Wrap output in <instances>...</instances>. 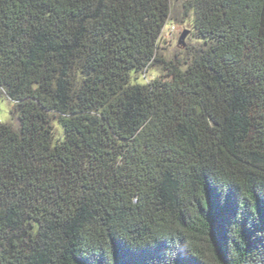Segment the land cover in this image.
Here are the masks:
<instances>
[{"label":"trees","instance_id":"1","mask_svg":"<svg viewBox=\"0 0 264 264\" xmlns=\"http://www.w3.org/2000/svg\"><path fill=\"white\" fill-rule=\"evenodd\" d=\"M0 93V264H264V0H0Z\"/></svg>","mask_w":264,"mask_h":264},{"label":"rangeland","instance_id":"2","mask_svg":"<svg viewBox=\"0 0 264 264\" xmlns=\"http://www.w3.org/2000/svg\"><path fill=\"white\" fill-rule=\"evenodd\" d=\"M181 1V0H180ZM173 4V14L177 13L179 8ZM175 6V7H174ZM188 23V22H187ZM189 30L187 24H180L174 18L168 20L165 24L164 31L159 42V56H163L166 61H174V57L177 55L179 49L184 47H178V40L181 34ZM186 43L187 37L185 39ZM163 73L158 68L150 67L145 72L141 74L140 80L146 82L152 81L155 78L160 77ZM0 123L10 125L13 129L18 128V119L15 114H13V104L10 102L3 94L0 93ZM56 135H62V130L58 125H55Z\"/></svg>","mask_w":264,"mask_h":264},{"label":"water","instance_id":"3","mask_svg":"<svg viewBox=\"0 0 264 264\" xmlns=\"http://www.w3.org/2000/svg\"><path fill=\"white\" fill-rule=\"evenodd\" d=\"M187 35H188V31H185L181 34V36L178 40V44H177L178 47H185V39H186Z\"/></svg>","mask_w":264,"mask_h":264}]
</instances>
